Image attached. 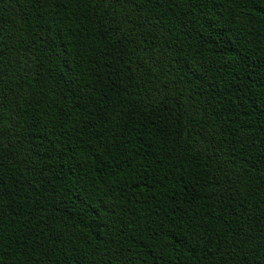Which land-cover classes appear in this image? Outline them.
I'll return each instance as SVG.
<instances>
[{"label":"trees","instance_id":"1","mask_svg":"<svg viewBox=\"0 0 264 264\" xmlns=\"http://www.w3.org/2000/svg\"><path fill=\"white\" fill-rule=\"evenodd\" d=\"M0 264H264V0H0Z\"/></svg>","mask_w":264,"mask_h":264}]
</instances>
